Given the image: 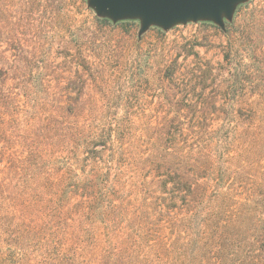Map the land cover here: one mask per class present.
Masks as SVG:
<instances>
[{
  "label": "trees",
  "instance_id": "trees-1",
  "mask_svg": "<svg viewBox=\"0 0 264 264\" xmlns=\"http://www.w3.org/2000/svg\"><path fill=\"white\" fill-rule=\"evenodd\" d=\"M236 16L221 60L170 56L156 117L132 113L131 103L116 104L118 114L110 102L84 100L83 54H70L79 80L71 86L53 80L66 72L45 64L56 61L49 54L8 56L0 40V264H235L231 204L213 186L212 128L225 126L233 104L253 113L263 96L253 86L259 70L236 44ZM86 22L109 24L97 15ZM258 22L253 9L251 31ZM261 237L250 251L264 264Z\"/></svg>",
  "mask_w": 264,
  "mask_h": 264
},
{
  "label": "rangeland",
  "instance_id": "rangeland-1",
  "mask_svg": "<svg viewBox=\"0 0 264 264\" xmlns=\"http://www.w3.org/2000/svg\"><path fill=\"white\" fill-rule=\"evenodd\" d=\"M239 7L242 9L236 16ZM253 9L259 12L255 32L249 26ZM92 15L97 14L88 0H56L55 3L53 0H0L1 48L8 56L25 51L49 54L56 61L44 63L66 72L65 78L62 75L53 80L68 81L71 86L79 81L73 73L77 65L72 57L83 54L90 61L78 68H87L84 79L90 90L84 100L110 102L109 113L118 114L123 110H114L116 104L119 108L123 103H131L132 113L146 117L164 113L169 83L162 76L170 72L171 68H166L171 63L170 56L180 54L179 62L186 54L188 59L199 54L213 61L221 60L222 48L228 43L225 25L233 22L235 16L237 21L242 17L241 40L235 41L244 51V62L259 70L253 86L260 87L263 96L258 101L255 99L253 113L238 102L229 107L223 128L219 120L214 123L212 176L214 188L222 186L231 204L227 223L230 246L239 249L232 257L235 264H263L256 255L260 253L250 250L258 246L264 233V0L238 2L231 17H223L222 26L210 18H198L176 22L167 28L150 24L142 33H139L138 17L114 21L100 16L107 18L109 24L90 27L86 17ZM215 204L213 200L212 205Z\"/></svg>",
  "mask_w": 264,
  "mask_h": 264
},
{
  "label": "water",
  "instance_id": "water-1",
  "mask_svg": "<svg viewBox=\"0 0 264 264\" xmlns=\"http://www.w3.org/2000/svg\"><path fill=\"white\" fill-rule=\"evenodd\" d=\"M244 0H88L98 16L114 21L124 17L141 20L139 33L150 24L167 28L188 19L210 18L223 25V17L230 18L235 4Z\"/></svg>",
  "mask_w": 264,
  "mask_h": 264
}]
</instances>
